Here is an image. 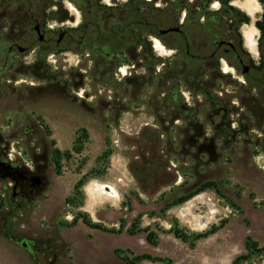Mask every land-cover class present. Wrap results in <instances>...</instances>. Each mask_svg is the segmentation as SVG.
<instances>
[{"label":"rangeland","instance_id":"rangeland-1","mask_svg":"<svg viewBox=\"0 0 264 264\" xmlns=\"http://www.w3.org/2000/svg\"><path fill=\"white\" fill-rule=\"evenodd\" d=\"M170 1L154 2L168 19L161 28L178 24L180 32L159 37L157 27L139 29L138 40L129 39V51H109L114 59L106 70L104 56L89 50L97 44L94 28L84 34L72 29L88 23V6L39 0L45 40L38 42L35 32L25 35L19 44L29 50L17 58L25 66L39 53L45 67L8 71V63L0 74V147L29 165L33 154L46 152V183L29 202L10 210V191L0 180V264H231L246 252L249 237L264 246V120L247 108L251 96L264 105V30L254 25L261 20L262 3L230 2L251 20L237 29L245 63L254 62L247 81L230 53L223 55L212 36L189 26L187 8L174 9ZM125 2L101 0L114 6L102 22L109 26L119 19L131 30L139 28L136 20L149 22V6L137 2L141 13L129 18ZM219 7L211 0L206 11ZM221 26L225 39L228 19ZM259 37L263 43L257 49ZM155 39L163 49H156ZM214 50L222 56L212 63L208 55ZM189 61L195 62L193 69L185 67ZM209 97L221 103L216 116H209ZM221 116L228 130L220 132L215 125ZM32 126L31 132L23 130ZM55 148L61 153L59 174ZM82 176L84 183L75 190ZM207 180L218 188L173 203ZM101 184L111 185L117 195L101 193ZM80 213L106 230L80 220L69 226ZM150 231L156 236L152 241ZM23 238L33 240L31 250L17 244ZM245 264H264V258L254 254Z\"/></svg>","mask_w":264,"mask_h":264},{"label":"flooded vegetation","instance_id":"flooded-vegetation-1","mask_svg":"<svg viewBox=\"0 0 264 264\" xmlns=\"http://www.w3.org/2000/svg\"><path fill=\"white\" fill-rule=\"evenodd\" d=\"M262 7H263V11L261 14V20L264 22V0L262 2ZM32 8L35 10L30 12L29 9ZM38 8H39V0H0V63H2L1 64L2 67L0 68V74L3 73V71H5L8 63H9L7 69L8 71L12 68L18 71L20 68L25 67L27 70H31L32 72H37L39 68L45 67L43 60L41 59V54L39 53L37 54V57L33 62L25 66L22 60L17 58L18 54H23L25 52H28L29 50L27 47L19 44L24 40V36L25 35L29 36L34 32L36 33L35 30L36 24H39L41 30V23L38 20L39 19ZM228 22H229V28L226 38L224 39L221 37V35H223V31L215 33L211 40L212 44L216 45L217 50L221 48L223 55H227L228 53H230L234 60V65L236 67H240L241 70L243 69L244 65H248L249 69L245 73L247 74L250 68L252 67V65L254 64V62H252L250 59L249 64L245 63L246 61L244 56H248V55L243 48L242 37L237 32L238 24L235 20L228 19ZM84 25L85 27H87L86 23ZM263 30L264 28L261 30V32H263ZM41 32L43 31L41 30ZM63 32H64L63 34L64 36L65 31ZM174 32H180V29ZM44 40L45 39H43V41ZM37 41H38V35H37ZM56 43L59 42L56 41ZM261 43H263L262 38L258 41L257 49H259V45H261ZM124 50L129 51L130 49L128 47L125 48ZM217 50L210 52V54L208 55V60H211L212 58L214 59L212 63L216 61L218 56L220 57L222 56L221 54L220 55L217 54ZM187 51L188 50L186 49V52ZM91 52L93 54L95 53L93 51ZM261 52H263V50ZM96 53L97 56H101V55L104 56L105 59H103V61H106V63H108L106 70H110L111 65L113 63L114 55L110 57L108 50H106L105 52H96ZM208 63L210 64L211 62ZM186 66L187 64L185 65V67ZM193 66L195 67V62ZM202 73L203 71L198 70L197 72L198 77ZM192 76L194 78L193 81L196 83V85L197 83H200L199 78L195 79V74H192ZM261 82L264 84V80ZM260 94L262 97L264 96L263 95L264 93H260ZM209 100L211 106L209 116L218 115L221 109L220 101L216 100L215 98H211ZM248 100L250 101V103H247V108L250 110L251 114L260 117V119L263 121L264 120L263 103L259 99L254 98L253 96L249 97ZM225 110L226 109L224 108V111ZM221 119L222 122L220 124L215 125V128L219 129L220 132L222 129L228 130L227 119L224 116H221ZM223 124H225L224 127ZM23 130L25 132H29V131L31 132L34 130V126L24 127ZM0 141H3L2 137H0ZM0 161H3L9 167V169L7 170L9 176L4 179H0L6 181V184L3 186V188L7 191L8 190L10 191L7 205L10 210L21 207L22 205L29 202L39 192L36 187L32 186L34 182L33 173L37 175L45 176V169L47 167V154L46 152H43L41 155L33 154L31 156L32 165H29L27 163L22 164L19 163L15 158H12L10 156V154L8 153V147L6 149L0 147ZM43 182L45 184L46 179H44ZM33 244H34L33 241L30 240L29 250H31V245Z\"/></svg>","mask_w":264,"mask_h":264},{"label":"trees","instance_id":"trees-1","mask_svg":"<svg viewBox=\"0 0 264 264\" xmlns=\"http://www.w3.org/2000/svg\"><path fill=\"white\" fill-rule=\"evenodd\" d=\"M75 4H77L81 9L83 5L88 6V10L91 12V18L87 22L81 21L75 28H72L73 30H79L81 34H84L88 27L91 26L94 28L96 32L95 40L97 41L96 45H89V50L93 52H105L106 50L111 51L112 49H125L128 48L131 49L130 41L138 40V30L141 31L144 30V28L147 25H150L152 27H157V30L161 28L162 25L167 24L166 18L163 17V15L160 13L163 11V8H160L159 6H154L155 0H126L124 5L126 8H128L127 16L129 18H136L138 15H140L141 10L140 7H136L137 2H141L144 5H147L150 7L152 11V16L149 20V22L146 21H135V25H137L139 28L137 30H131L133 28H129V24H121V21L119 19L115 20L114 23L107 26L105 25L101 17L104 14H107L111 9H114L113 5H107V4H101V0H95V3L90 2L91 0H71ZM166 1V0H165ZM220 2V7L216 10H210L206 11V7L211 2V0H172L170 1V6L172 8L180 7L187 8L185 21L189 22V26L192 28H195L197 31H203L206 36H212L215 33H218L222 31V21L223 19H229V20H235L238 24V26L244 24V23H251L249 15L245 14L243 11L239 10L232 4H230L231 0H218ZM261 3L263 0H259ZM91 7V8H90ZM205 17L204 22H200L199 18ZM177 21L174 20V22ZM87 24V27H85L84 24ZM171 24V23H170ZM177 25V24H176ZM173 23L170 26H176ZM254 25L258 27L260 30L264 28V22L262 20H256L254 22ZM168 26V27H170ZM133 31V32H132ZM157 36L161 37L163 34L156 33ZM115 39L117 42H115ZM131 39V40H129ZM261 38H259L260 40ZM112 40L114 41V44H112ZM61 50V48H60ZM194 55H192L193 57ZM252 61V60H251ZM194 62L189 61L188 68L193 69ZM248 74V73H247ZM247 74H245V77L247 78ZM247 81H250L247 78ZM250 83V82H249ZM252 86V85H251ZM76 149L75 151H79L81 146L78 145L77 147L74 146ZM65 156H69L70 152L66 151ZM61 156L60 150L58 148L54 149V162H55V171L56 173H60L61 165L59 157ZM85 176H82L74 185V189H78L82 186L84 183ZM207 188H218L217 182L214 180H207L201 183L197 186V183L193 184L190 189L186 192H184L183 195L178 197L176 200H174L173 203H180L184 202L187 199L191 198L192 196L196 195L200 191H203ZM82 221L85 225L92 227V228H99L106 230L105 227H103L101 224L93 222L91 218L88 216V214L80 213L73 216L71 222L69 223V226L76 225L78 221ZM131 233H134L133 229H129ZM175 234L178 237H181L183 240L187 239V236L185 234H179L178 231L175 232ZM155 233L149 232L147 234V239L149 241H152L155 239ZM201 237V235H196V238ZM254 254H260L264 258V246H259L257 241L252 240L250 237L247 239L246 242V252L242 253L238 256H236L231 264H245V262ZM144 256L135 257V258H142ZM129 264H134L133 260L128 261Z\"/></svg>","mask_w":264,"mask_h":264},{"label":"water","instance_id":"water-1","mask_svg":"<svg viewBox=\"0 0 264 264\" xmlns=\"http://www.w3.org/2000/svg\"><path fill=\"white\" fill-rule=\"evenodd\" d=\"M179 29H180L179 25L170 26L167 28H159L158 33L159 34H165L167 32H171V31H178ZM35 30H36V33L38 35V41L42 42L44 39V33L41 32L39 24L35 25ZM63 34H64L63 31L59 34L57 42H59L62 39ZM248 69H249V66L244 65L243 69L241 70V73L244 75L248 71ZM8 169H9V167L3 161H0V179H4V178L9 176V173L7 172ZM33 176H34V182H33L32 186L36 187L38 191L42 190V188L45 185L43 180L46 179V177L43 175H37L35 173H33ZM29 241H30L29 239L23 238L20 241H17V244L19 246L29 250L30 249ZM53 262H55V259H53Z\"/></svg>","mask_w":264,"mask_h":264},{"label":"bare ground","instance_id":"bare-ground-1","mask_svg":"<svg viewBox=\"0 0 264 264\" xmlns=\"http://www.w3.org/2000/svg\"><path fill=\"white\" fill-rule=\"evenodd\" d=\"M70 7H71V9H75L73 7V5H71ZM155 42H156V44H155L156 49H158V50L163 49V46L158 39H155ZM121 72L123 75H125L126 74V67H122ZM99 190L101 193L106 194V195L111 196V197L117 195L116 190L109 184H101L99 187Z\"/></svg>","mask_w":264,"mask_h":264},{"label":"crops","instance_id":"crops-1","mask_svg":"<svg viewBox=\"0 0 264 264\" xmlns=\"http://www.w3.org/2000/svg\"><path fill=\"white\" fill-rule=\"evenodd\" d=\"M243 38H244V36H243Z\"/></svg>","mask_w":264,"mask_h":264}]
</instances>
